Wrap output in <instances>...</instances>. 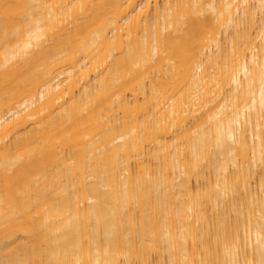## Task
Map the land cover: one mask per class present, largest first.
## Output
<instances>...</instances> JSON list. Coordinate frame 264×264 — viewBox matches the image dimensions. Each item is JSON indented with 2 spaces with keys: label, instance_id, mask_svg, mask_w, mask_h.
Instances as JSON below:
<instances>
[{
  "label": "bare ground",
  "instance_id": "bare-ground-1",
  "mask_svg": "<svg viewBox=\"0 0 264 264\" xmlns=\"http://www.w3.org/2000/svg\"><path fill=\"white\" fill-rule=\"evenodd\" d=\"M0 264H264V0H0Z\"/></svg>",
  "mask_w": 264,
  "mask_h": 264
}]
</instances>
